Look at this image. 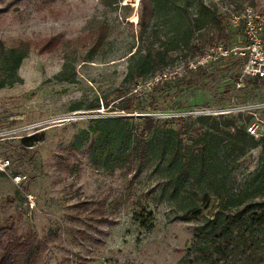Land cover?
<instances>
[{
	"label": "rangeland",
	"instance_id": "374dc122",
	"mask_svg": "<svg viewBox=\"0 0 264 264\" xmlns=\"http://www.w3.org/2000/svg\"><path fill=\"white\" fill-rule=\"evenodd\" d=\"M203 1L223 14V35L202 28L193 45L169 51L170 63L148 79L159 81L151 94L149 81H137L151 104L124 112L114 106V89L139 41L140 0H0V58L8 47L26 48L14 74L0 65V79L12 80L0 87V157L10 162L7 174L0 172V264H264V243L218 257L215 244L200 241L199 227L217 210L215 193L227 200L256 167L259 146L228 157L226 179L210 184L203 207L192 191L196 183L174 191L153 159L129 170L113 163L111 148L104 163L103 147L93 141L92 128L111 122L91 118L172 117L162 126L183 130L197 126L187 116L237 110L251 114L264 134V87L244 88V56L235 49L245 39L227 15L244 4L258 12L264 0ZM192 8L187 0L179 11L188 15ZM99 24L106 29L97 39ZM148 27L168 45V26L154 20ZM32 133L41 139L20 142ZM14 173L24 178L14 182ZM192 204L201 213L179 217Z\"/></svg>",
	"mask_w": 264,
	"mask_h": 264
},
{
	"label": "trees",
	"instance_id": "16d2710c",
	"mask_svg": "<svg viewBox=\"0 0 264 264\" xmlns=\"http://www.w3.org/2000/svg\"><path fill=\"white\" fill-rule=\"evenodd\" d=\"M186 2L187 0H140L142 5L136 21L139 41L129 50L125 73L114 89L117 97L114 106L118 109L131 112L151 104L145 101L146 98L142 95L144 91L138 88L137 81H149L146 93L151 94L159 81L152 84L148 79L167 67L172 60L167 57L169 51L190 47L196 38V31L207 28L216 31L217 38L223 35L222 20L225 18L213 3L189 0L193 8L188 15H184L179 9ZM154 20H161L162 26L170 28L166 38L167 46L160 40L162 34H156L154 38L153 29L148 27L149 22ZM105 29L104 24L98 25L95 32L97 39L102 37ZM25 49V46L8 47L0 58L1 67L14 74L25 55ZM240 60L242 64L245 57ZM245 75L248 78L243 83L244 88L248 85L252 88L264 87L263 76ZM59 76L60 72L55 74V77ZM11 82L12 80L5 82L0 79V87ZM173 99L176 100L175 97ZM90 107L96 108L98 103L95 102ZM250 117L251 114L242 110L187 116L197 126L183 130L179 127L162 126V123L173 122L172 117H101L91 118V121L111 122V125L95 127L96 124L91 131L94 145L103 147L101 154L104 156V163L108 161L109 148L112 149L113 163L118 166L127 165L129 170L139 169L153 159L154 166L160 168V173L165 171L172 190L184 189L186 183H196L198 192L192 188L191 190L204 201L203 207H207L209 203L210 184H222L225 181L228 174L225 162L228 157L233 160L240 158L250 149L259 146L256 167L243 179L237 192L227 196V200L222 198L221 193H215L217 210L212 216L203 217V224L199 226L204 229L200 241L204 245L215 244L217 256L224 257L238 252L244 254L245 249L250 252L253 244L264 243V134L260 133L254 138L246 130V126L253 123L249 121ZM176 119L183 120L182 116ZM128 121L141 125L130 129L126 126ZM41 135L32 133L22 136L20 142L24 145L31 144L41 139ZM192 212L201 213V209L192 204L178 214L179 217L186 218Z\"/></svg>",
	"mask_w": 264,
	"mask_h": 264
},
{
	"label": "built area",
	"instance_id": "2783aa9c",
	"mask_svg": "<svg viewBox=\"0 0 264 264\" xmlns=\"http://www.w3.org/2000/svg\"><path fill=\"white\" fill-rule=\"evenodd\" d=\"M228 20L233 26H239L244 35L245 44L238 46L235 51L245 57L241 66L242 74H251L264 77V41L261 33L264 27V7L256 12L250 5L244 4L235 10H228ZM220 46L218 47V49ZM228 49L221 50V54L225 55ZM207 57V56H205ZM205 59V58H204ZM201 57L196 63L202 62ZM227 110L218 109L215 112H224ZM257 125L250 123L246 126V130L257 137L260 132H257ZM3 132H0V134ZM10 165L7 157H0V172L7 174V169ZM14 182L24 178L23 175L14 173L11 176ZM29 201L32 202L29 196Z\"/></svg>",
	"mask_w": 264,
	"mask_h": 264
}]
</instances>
